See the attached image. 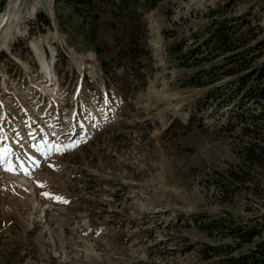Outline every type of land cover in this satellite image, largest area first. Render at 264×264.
I'll return each instance as SVG.
<instances>
[{"label":"rangeland","instance_id":"obj_1","mask_svg":"<svg viewBox=\"0 0 264 264\" xmlns=\"http://www.w3.org/2000/svg\"><path fill=\"white\" fill-rule=\"evenodd\" d=\"M90 1L0 0V264L247 253L233 235H264V110L239 80L262 83L264 0H155L133 21ZM217 20L244 69L203 44Z\"/></svg>","mask_w":264,"mask_h":264},{"label":"trees","instance_id":"obj_2","mask_svg":"<svg viewBox=\"0 0 264 264\" xmlns=\"http://www.w3.org/2000/svg\"><path fill=\"white\" fill-rule=\"evenodd\" d=\"M66 1H73L75 4L77 2L84 6H88L89 2H91L90 0ZM154 3L155 0H109L110 12H113L114 9H116L118 12L126 10L128 13L127 16H130L132 21L137 16V8H141V12H143L151 8ZM128 6H130V9H127ZM105 7L107 6L105 5ZM105 7L99 8V11L106 12ZM126 24L127 23L125 22L124 26L122 27L123 30L130 26L129 23L127 25ZM229 28L230 27L226 22L218 20L215 21L213 25L207 30L206 39H204L203 42L205 47H210L211 45L212 49L216 50L217 54L220 52H222V54L227 53L224 63L222 64L225 73L231 72L232 69H244L247 65L246 57L241 55L240 51H236L238 45L235 43L234 38H232ZM123 30L120 32L116 40H121V38L130 40L131 36L129 37L128 33ZM135 53H133L134 56H136ZM134 56L132 58H134ZM132 58L130 57L131 60H133ZM251 75H254L257 79H260L262 83L255 86H248L246 85L247 79H243L242 75H240L239 84L245 90V94L256 101L257 106H259L258 108H262V110H264V68L259 71H254ZM261 232L262 231L260 228H258L256 225L240 226L235 229L233 236L242 242L254 243V248L247 253L240 254L239 256H231L228 258L226 264H251L252 259L257 257L264 258V235H262ZM258 237L260 238L255 241V238Z\"/></svg>","mask_w":264,"mask_h":264},{"label":"bare ground","instance_id":"obj_3","mask_svg":"<svg viewBox=\"0 0 264 264\" xmlns=\"http://www.w3.org/2000/svg\"><path fill=\"white\" fill-rule=\"evenodd\" d=\"M8 14H9L8 10H4V11L0 12V27H1V25L7 20ZM18 28H19V27H18ZM18 28H16V30L14 31L15 34L20 32L21 29H18ZM11 30L13 31L12 28H11ZM14 32H13V33H14ZM21 32H22V31H21ZM13 33H12V34H13ZM10 34H11V33H10ZM15 34H13V35H15ZM5 45H6V41H5ZM34 47H35V46H34ZM35 48H36V47H35ZM41 63H42V65L45 64L43 61H41ZM45 82H46V83L43 84L44 87H45V86H50V85H51V82H50V83H47V80H45Z\"/></svg>","mask_w":264,"mask_h":264},{"label":"snow or ice","instance_id":"obj_4","mask_svg":"<svg viewBox=\"0 0 264 264\" xmlns=\"http://www.w3.org/2000/svg\"><path fill=\"white\" fill-rule=\"evenodd\" d=\"M7 152H8V149H7V148L3 149V153H4L5 155H7ZM8 170H11V169H8Z\"/></svg>","mask_w":264,"mask_h":264}]
</instances>
